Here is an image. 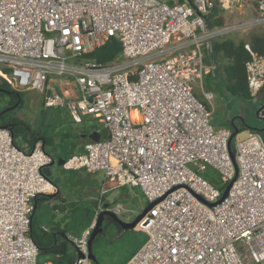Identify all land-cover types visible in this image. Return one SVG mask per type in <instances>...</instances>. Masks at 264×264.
Wrapping results in <instances>:
<instances>
[{"label": "built area", "instance_id": "built-area-1", "mask_svg": "<svg viewBox=\"0 0 264 264\" xmlns=\"http://www.w3.org/2000/svg\"><path fill=\"white\" fill-rule=\"evenodd\" d=\"M263 16L264 0H255ZM211 0H0V79L15 91L45 95L44 109L66 110L76 124L93 118L105 137L88 141L65 167L102 172L104 183L138 187L147 203L159 200L136 224L147 241L126 264H264V141L257 132L236 137L214 129L211 109L193 94L202 85L210 44L250 28L258 20L208 29ZM118 41L108 63L86 56ZM245 62L249 97L264 87V58ZM67 79L77 97L50 92L47 83ZM209 101L212 93H204ZM54 162L40 142L18 147L0 126V264H37L29 235L35 199L55 187L44 174ZM208 168L222 189L202 177ZM231 183L219 203L224 188ZM105 186V184H104ZM101 187L90 227L75 243L89 264L88 238L103 207Z\"/></svg>", "mask_w": 264, "mask_h": 264}, {"label": "rangeland", "instance_id": "rangeland-1", "mask_svg": "<svg viewBox=\"0 0 264 264\" xmlns=\"http://www.w3.org/2000/svg\"><path fill=\"white\" fill-rule=\"evenodd\" d=\"M218 12L231 11V15H234L236 19H225V25L237 24L240 21L258 20L255 26L233 32L229 35L221 36L219 39L231 40L234 43L247 42L251 35L264 34V20L263 16L257 11L253 3L255 0H237V3L230 0H211ZM226 3L229 6L228 9L217 6ZM221 7V8H220ZM244 10L245 13L238 15L239 11ZM236 14V15H235ZM227 18V19H226ZM210 63L212 62L208 57ZM223 66V65H222ZM227 82L223 74L214 77L208 68L205 70L203 76L202 85L198 81H194L190 84L194 96L202 103L206 104L211 111L210 124L214 129H230L231 126L238 129L236 137H243L249 131V129L259 130L264 141V122L259 119L257 115L258 104L251 99L243 98L228 94L225 86ZM55 92H57L54 89ZM204 93H212V98L207 101ZM44 98L41 93L36 90H26L22 92V102L19 108L9 111L10 118H16L23 122L28 131L23 134L15 135V142L19 146H24L23 139H29L30 133L36 135L45 136L50 135L58 123L69 122L70 116L68 112L61 108H43ZM8 109L7 97H0V112ZM4 121H0V126ZM232 144H235V137L232 140ZM48 154L54 157L52 153V146H46ZM202 177L209 181L214 187L222 189L223 182H221L219 174L208 168ZM112 201L119 202L122 210H134L140 215L145 207L148 205L146 199L142 198L141 193L137 189H131L129 187L116 188L112 191ZM83 204L79 206L72 217L69 218L67 224L69 226V241L76 243L80 236L85 232L90 219L86 211H91L92 208ZM141 207L140 209H138ZM83 210L85 213H83ZM137 215V216H138ZM137 216L135 218H137ZM121 215L120 220H122ZM134 218V219H135ZM133 219V220H134ZM84 230V231H83ZM147 241V235L144 231L127 230L119 232L115 224L108 222L106 218L103 219L100 232L97 234L94 242L91 246V254L93 259L89 260V264H126L127 261L137 252L140 244H145ZM74 249V247H73ZM75 251V250H74ZM48 254H39L37 256V263L44 264V262L50 258Z\"/></svg>", "mask_w": 264, "mask_h": 264}, {"label": "crops", "instance_id": "crops-1", "mask_svg": "<svg viewBox=\"0 0 264 264\" xmlns=\"http://www.w3.org/2000/svg\"><path fill=\"white\" fill-rule=\"evenodd\" d=\"M230 1L232 3H237V0ZM217 6H222L226 9L229 8L226 3ZM244 13L245 11L241 10L239 11L238 15H242ZM217 14L220 17L228 16L227 18L233 19V21L237 17L236 14V16L231 15V11L229 10L218 12ZM208 57L210 56L207 55V57L205 58V64L207 65L210 64ZM54 89L57 92H55ZM47 91L57 93L67 98H74L78 95V90L75 84L70 80L63 78L50 80L47 83ZM41 95L43 98L45 97L43 93H41ZM260 95L261 97H263L264 87ZM92 133H97L99 135V138H103L106 135L99 123H97L93 118L85 116L82 118V122L80 124H76L73 122L70 116L69 122L64 121L58 123V126L54 130H52V133L50 135L46 134L44 137L41 136L40 138H38V142L42 144L43 149L46 153H49L46 146H52L54 163L48 167V171L50 175L49 180L54 185L55 192L51 195L52 197L50 200H42L38 203V205L32 212L31 221L38 234H42L43 237H45L47 234L48 236L53 238L55 242L54 245L58 243V240L61 241L64 238L69 239L67 234L69 233V226L67 222L69 218L72 217L73 213L77 211L79 206H83V204L85 203L86 205L84 206H88L89 204L92 210L86 212L89 217L93 216L96 209L100 189L102 186H104V184V188L107 189V192L102 198L103 207L120 204L119 202L112 201L111 198L112 191L116 190V188L118 187H116L115 184L104 183V174L102 172L89 173L84 170H74L65 167V163L68 159L83 153V145L88 141H92L89 138V135ZM44 138L49 140L47 144L44 143ZM125 187H129L132 190L138 188L128 185L120 186V188ZM138 190L141 193L139 188ZM141 196L142 198H144L142 193ZM140 208L141 207H139L138 209ZM83 213H85L84 210ZM137 213L138 212H135L134 210H127L123 208L121 213V215H123V218L121 221L130 223L136 219L135 217L138 215ZM121 215L118 217V219H120ZM104 218H106L108 222L112 224V222L108 219L109 217L105 216ZM91 223L92 218L90 219L87 228L84 229L85 231L90 227ZM116 226L119 232L123 231L121 230L119 225L116 224ZM131 230L141 231L137 228ZM43 232L46 234H43ZM143 245L144 244L139 245L137 252L142 248ZM44 264H50V258H48L44 262Z\"/></svg>", "mask_w": 264, "mask_h": 264}, {"label": "trees", "instance_id": "trees-1", "mask_svg": "<svg viewBox=\"0 0 264 264\" xmlns=\"http://www.w3.org/2000/svg\"><path fill=\"white\" fill-rule=\"evenodd\" d=\"M185 2L186 0H179L180 4H184ZM253 5L256 8V3H253ZM206 26L208 29L221 28L225 26V20L224 18L218 16L215 5L206 16ZM245 44H248L253 52L264 58V34H261L251 35L247 42L241 41L234 43L226 38L214 40L210 44V59L216 66L212 73L213 76L217 77L218 75L223 74L225 77L227 82L225 86L226 92L234 96L250 99L244 68L245 62L249 59V54L244 49ZM119 52L120 45L118 41L112 39L105 46L95 50L86 57L92 61L103 64L115 59ZM22 92L23 91H15L11 89L5 81L0 79V97H7L8 99V109L0 112V121H4L1 126L8 125L13 133V138L16 134L24 135L25 131H28V127L23 122L16 118H10L8 116L10 114L7 113L8 111H13L19 108L22 102ZM30 135L29 139H23L25 142L24 146H19L15 142V138L14 143L18 147L30 151L38 142V138L41 137L40 135H36L34 133H30ZM43 140L45 144L49 142V140L45 138ZM51 197V195L37 197L34 204L37 206L40 201L50 200ZM109 221H111V219H109ZM111 222L115 224L113 221ZM43 234L46 233L43 232ZM29 235L38 249V255L48 254L51 256L50 264H74L75 251L73 247H75V243L70 242L67 238H64L61 241L58 240V243L54 245L52 237L47 234L43 237L42 234L37 233L32 221L30 222Z\"/></svg>", "mask_w": 264, "mask_h": 264}, {"label": "water", "instance_id": "water-1", "mask_svg": "<svg viewBox=\"0 0 264 264\" xmlns=\"http://www.w3.org/2000/svg\"><path fill=\"white\" fill-rule=\"evenodd\" d=\"M50 95V91H46V96H49ZM263 109L264 110V103L261 107H259L257 109V115L259 114V111ZM261 121L264 122V112H263V117H260L259 118ZM3 128L5 129H8L11 131L10 127H8V125H4L2 126ZM231 131V135L229 137V140H228V152H229V155H230V158L233 160L234 158V148H233V145H232V140L233 138L235 137L236 134H238V129L237 128H234L233 126L230 127L229 129ZM264 130V129H263ZM249 131H253V132H257L259 130H255V129H249ZM12 133V131H11ZM12 136H13V133H12ZM89 138L92 140V141H98L100 138H99V135L97 133H92L89 135ZM54 163V162H53ZM52 163V164H53ZM44 174L46 176V178L49 180V171H48V168H46L44 170ZM231 183H229L223 190L222 192V195H221V198L219 199V202H221L227 195V192L229 190V187H230ZM159 200H156L155 202L153 203H150L148 204L145 209L142 211V213L132 222L130 223H126V222H123L121 221L120 219H118V217L116 215H114L113 213L111 212H107V211H104L100 214V216L98 217V220L95 224V227L93 228V230L91 231L90 233V236L88 238V242H87V247H88V252H89V260L90 259H93V256L91 254V246H92V243L94 242L97 234L100 232V226H101V223L104 219L105 216L109 217V219H111V221H113L115 224L119 225V227L121 228V230L125 231V230H131V229H134L136 224L145 216V214L153 207V205H155ZM35 204H34V207H33V210L35 209ZM55 244V242H54ZM74 250H75V253H76V256L78 258L81 257V254L79 253V251L76 249V247H74Z\"/></svg>", "mask_w": 264, "mask_h": 264}, {"label": "flooded vegetation", "instance_id": "flooded-vegetation-1", "mask_svg": "<svg viewBox=\"0 0 264 264\" xmlns=\"http://www.w3.org/2000/svg\"><path fill=\"white\" fill-rule=\"evenodd\" d=\"M260 93H261V92H260ZM255 103L258 104V108L261 107V106L263 105V103H264V95H263V97H261V95H259V97H258V99H257V101H256ZM258 108H256V109H258ZM8 112H9V111H8ZM8 112H7V113H8ZM263 112H264L263 109H261V110L259 111V118H260V117H263ZM262 139H263V138H262Z\"/></svg>", "mask_w": 264, "mask_h": 264}]
</instances>
